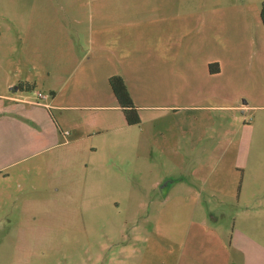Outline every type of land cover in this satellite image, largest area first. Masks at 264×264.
I'll return each mask as SVG.
<instances>
[{"label":"rangeland","instance_id":"rangeland-1","mask_svg":"<svg viewBox=\"0 0 264 264\" xmlns=\"http://www.w3.org/2000/svg\"><path fill=\"white\" fill-rule=\"evenodd\" d=\"M263 2L0 0V264H174L224 256L215 239L229 241L238 227L264 246ZM121 15L129 24L108 32L122 46L130 34L176 30L174 56L160 65L165 76L174 64L187 73L135 86L141 123L132 126L112 107L105 60L86 52L96 64L85 78L82 68L61 70L84 57L98 17ZM206 58L225 63L224 98L216 78L189 79L188 65ZM22 83L36 88L13 93ZM7 96L93 108L35 107L29 119L15 115L20 101L2 108ZM51 131L70 147L44 150ZM168 178L176 183L165 196Z\"/></svg>","mask_w":264,"mask_h":264},{"label":"crops","instance_id":"crops-1","mask_svg":"<svg viewBox=\"0 0 264 264\" xmlns=\"http://www.w3.org/2000/svg\"><path fill=\"white\" fill-rule=\"evenodd\" d=\"M129 16L127 15H121V16H114V17H98V27H96L97 32H92L91 38L89 40V48L85 47L83 54L84 57H82L77 64L74 63V57L70 58L71 63H69V59L66 60L64 64H62L61 70L63 72H68L74 70H80L82 68V71L84 72L83 78L86 76V72L90 71L89 69L94 68V65L96 63L93 60V58L86 57V52H92L93 56L98 57V64L101 65L100 59L105 60L104 65L102 67V74H105L106 80H109L113 76H121L128 88V91L131 95V98L133 102H135V98L138 94L137 90L134 89L135 86H146L151 83V81H154L155 83L163 84L165 80V77H168L171 81L176 79H181L183 76H185V79L187 78V73L180 68H177L178 65L174 64L173 68L170 69V75L165 76L164 67L160 63L163 62L165 58V64L166 58L168 56H174V41L176 39V30L170 29L165 30L163 28H160V32H150V33H142L140 39L138 37H135L134 35L130 34L126 37L127 43L125 46H122V44L118 41V39L110 34L108 31L112 29V25L110 24H129V21H127V18ZM105 29V30H104ZM148 34V35H147ZM120 52V53H119ZM65 54H70L69 52ZM121 55L122 61H124L126 65V71L125 75L121 74L118 75L120 72L118 67V57H115L114 55ZM177 55L180 57V50H178ZM124 57V58H123ZM180 62V61H179ZM200 66L197 67V64L195 65H188L189 66V72L192 73V78L189 75V79L192 81H201L208 83L211 80L217 79L216 85H219L222 87L221 97H225V83L221 80V78L224 77V75L227 72L225 68V63L221 59H209L206 58ZM86 66V67H85ZM113 68V70L110 71V69ZM182 68V66H181ZM115 69V71H114ZM138 71L141 72V75L138 74ZM154 72V73H153ZM237 75V72H236ZM75 77V75H69L67 78L68 80L70 78ZM76 77L80 80V74H78ZM227 78V76L225 75ZM229 79H234L235 75L228 74ZM169 81V80H167ZM50 90V97L52 101L56 100L54 99L56 93ZM38 92V97H39ZM73 92H70L69 95H71ZM114 94V93H113ZM49 98V95H46ZM113 102H116L117 104L112 106L113 108H120L118 105V101L113 95ZM47 98V99H48ZM4 99L8 101L9 105H4L5 107L2 108H12L14 106V103H17L20 101L24 106V108L17 107L14 112L15 115L21 117L25 116L23 113H19L18 111H25L27 113H30L32 117L29 116V119H34V114L29 112V109H35V107L40 108H46L49 109V111L52 109H58V108H73L75 110L80 108H93V106H79V105H73V106H57V105H42L40 103H34L32 101H27L22 98H18L15 96H7ZM106 107V106H101ZM209 108H213V106H209ZM214 108H216L219 111H225L226 110H240V109H246L247 106L244 105H217ZM121 109V108H120ZM122 110V109H121ZM28 116V115H27ZM27 119V120H29ZM45 133V131H43ZM60 135L63 137H71L72 133L70 131H63L60 129ZM66 132H69V134H66ZM67 135V136H66ZM42 138L43 141L47 138L50 140V144L46 149H52L55 147H70V143L68 141H64L63 143H60V138L55 136L54 132H50L48 135H43ZM76 135L75 142H78L79 138ZM74 142V143H75ZM23 146V143L20 144ZM35 143H32L30 147L34 146ZM6 167V166H5ZM3 167H0V170H2ZM176 183V180L172 182L171 185ZM171 188L169 187L166 190L165 196H168ZM247 229H244L242 227L234 228L232 230L233 235L230 236V240L228 241V235L225 234V241L224 240H217L215 239L219 252L221 250H225V255L222 256L220 254H213V252H209V255H202L201 257H187L183 258L178 257L175 260L174 264H264V246L256 240H253L249 237L248 232H246ZM246 236H245V235ZM252 239V240H251ZM228 241V242H227ZM186 246V245H185ZM222 256V257H221ZM225 257V259H224Z\"/></svg>","mask_w":264,"mask_h":264},{"label":"trees","instance_id":"trees-1","mask_svg":"<svg viewBox=\"0 0 264 264\" xmlns=\"http://www.w3.org/2000/svg\"><path fill=\"white\" fill-rule=\"evenodd\" d=\"M260 17L264 27V2L262 3ZM109 82L112 91L118 101V104L122 109L127 124L131 126L140 124L141 117L134 105V102L131 98V95L128 91L124 79L121 76H114L110 78ZM35 88H36L35 84H30V83H22L19 85V90L25 92L34 91Z\"/></svg>","mask_w":264,"mask_h":264},{"label":"flooded vegetation","instance_id":"flooded-vegetation-1","mask_svg":"<svg viewBox=\"0 0 264 264\" xmlns=\"http://www.w3.org/2000/svg\"><path fill=\"white\" fill-rule=\"evenodd\" d=\"M14 88H18L19 89V86L18 87H14ZM173 181H174L173 179L168 178L166 182H164L162 185H160V188L162 190L166 191L171 186Z\"/></svg>","mask_w":264,"mask_h":264},{"label":"water","instance_id":"water-1","mask_svg":"<svg viewBox=\"0 0 264 264\" xmlns=\"http://www.w3.org/2000/svg\"><path fill=\"white\" fill-rule=\"evenodd\" d=\"M11 90H12L13 93H16V92L19 91L18 88H12ZM162 193L165 195L166 191L165 190H162Z\"/></svg>","mask_w":264,"mask_h":264},{"label":"built area","instance_id":"built-area-1","mask_svg":"<svg viewBox=\"0 0 264 264\" xmlns=\"http://www.w3.org/2000/svg\"><path fill=\"white\" fill-rule=\"evenodd\" d=\"M39 98L40 99H47L48 97L43 95V94H41V93H39ZM66 134H69V132H66Z\"/></svg>","mask_w":264,"mask_h":264}]
</instances>
